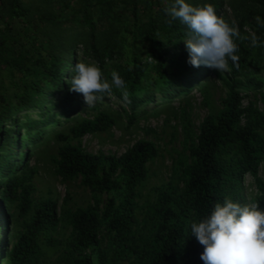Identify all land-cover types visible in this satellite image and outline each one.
<instances>
[{
	"label": "trees",
	"instance_id": "trees-1",
	"mask_svg": "<svg viewBox=\"0 0 264 264\" xmlns=\"http://www.w3.org/2000/svg\"><path fill=\"white\" fill-rule=\"evenodd\" d=\"M186 2L211 4L218 16L224 7V0ZM249 2L253 16L264 22V0ZM172 3L0 0V63L9 74V86L0 93V264H204V249L191 235V223L200 222L225 198L246 204V175L256 189L252 201L264 209L259 173L264 111L242 103L250 91L264 88V23L241 16L239 30L248 23L259 44L252 47L237 39L238 67L229 60L230 71L220 73L187 62V28L179 20L169 24L165 13ZM232 6L238 8L234 2ZM128 35L129 55L121 66ZM80 53L101 69L103 79L111 82L113 71L121 76L128 102L121 89L113 86L111 93L133 119L145 114L142 108L155 94L171 99L199 86L206 72L221 79L227 90L219 109L201 120L189 139L186 161L177 162L180 183L168 181L140 203L149 163L158 155L152 140L137 139L119 155L82 147V136L107 131L116 120L98 108L92 117L73 120L84 101L82 94L69 90ZM145 53L154 63L142 58ZM149 69L156 77L147 75ZM185 119L187 128L191 123ZM62 125L68 126L66 131ZM48 135L59 142L50 157L54 174L62 181L79 178L90 192L88 204L68 209L63 217L57 199L32 196L34 171L28 158ZM14 204L22 222L12 233L9 208ZM62 220L70 233L61 242L53 233ZM55 247L57 256L47 258L46 248Z\"/></svg>",
	"mask_w": 264,
	"mask_h": 264
},
{
	"label": "rangeland",
	"instance_id": "rangeland-1",
	"mask_svg": "<svg viewBox=\"0 0 264 264\" xmlns=\"http://www.w3.org/2000/svg\"><path fill=\"white\" fill-rule=\"evenodd\" d=\"M26 1L30 2L32 0ZM232 2L238 5L237 9L232 6ZM241 6L243 7L241 8ZM253 9L254 7L249 0H224V7L219 12V16L230 24L235 21L239 28L238 21L243 15H246L248 19L256 20L257 16H253ZM239 31L242 36H245V34L249 36L251 27L248 23H245ZM129 40L130 36L128 35L127 40L124 42L125 54L121 55L118 61L121 66L127 63L129 53L126 51L130 49ZM244 42L249 46L251 45L250 39L244 40ZM171 53L177 54L178 49L171 50ZM82 55L80 53V62L92 61ZM142 58H146L147 62L154 63L151 58L146 56V53L143 54ZM164 58L167 63L169 55L165 54ZM147 72V75L156 77L153 70L149 69ZM262 72L264 74V69H262ZM8 77L7 68L0 63V93L9 86ZM226 90L220 78L216 77L213 72H206L204 80L199 83V86L186 90L171 99L159 97L155 94L153 100L149 101L143 108L140 107L145 110V114L141 115L139 112L136 119L128 117L127 112L130 109L111 93V95H105L103 101L92 108H89L83 101L81 104L82 110L78 112V116L74 117L73 120L77 117H92L96 113V108L105 110L115 118L116 123L107 131L85 134L80 138L82 147L89 152L102 151L119 155L137 139H149L155 143L158 148V155L149 163V177L141 186L139 201L142 203L146 199L153 198L154 188L168 181L180 183V168H178L177 162L180 160L186 161L189 153L187 148L189 139L196 136L201 120L207 114L214 113L219 109ZM249 102L264 111V88L250 91L245 95L243 105H247ZM183 112L185 116H183ZM185 117L191 123V126L187 128H184L186 124ZM67 127V125H62L60 129L66 131ZM76 142V140H73V143ZM58 144L59 142L53 135L45 136L41 142L31 149L28 166L34 171L31 179L34 185L32 193L34 199L48 196L57 199L60 214L63 217L68 209L88 204L90 192L80 184L79 178L62 181L59 176L54 174V165L50 157L56 152ZM259 173L264 178V162L260 165ZM255 192L252 177L246 175L244 182L246 204L254 203L252 199ZM9 214L11 215L9 232L14 233L16 229L20 228L22 222L16 204L11 205ZM69 233L70 228L62 220L53 236L62 242L67 239ZM57 254L56 247L46 248L47 258L54 259Z\"/></svg>",
	"mask_w": 264,
	"mask_h": 264
},
{
	"label": "clouds",
	"instance_id": "clouds-1",
	"mask_svg": "<svg viewBox=\"0 0 264 264\" xmlns=\"http://www.w3.org/2000/svg\"><path fill=\"white\" fill-rule=\"evenodd\" d=\"M168 23L179 20L187 28L184 43L188 63L193 67L207 66L220 73L230 71L229 60L238 67L237 39L251 41L256 47V34L242 36L235 21L231 24L218 16L213 5L193 6L186 0H174L165 8ZM258 23L259 17H256ZM70 91L80 93L92 108L111 95L112 87L121 89L128 102L125 81L113 71L111 82L103 79L95 64L77 62L72 71ZM191 235L203 246L200 259L204 264H264V210L258 203L241 204L231 198L216 203L209 215L200 222L191 223Z\"/></svg>",
	"mask_w": 264,
	"mask_h": 264
}]
</instances>
